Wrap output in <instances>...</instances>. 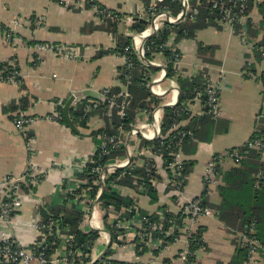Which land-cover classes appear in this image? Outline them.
I'll list each match as a JSON object with an SVG mask.
<instances>
[{
	"label": "crops",
	"instance_id": "1",
	"mask_svg": "<svg viewBox=\"0 0 264 264\" xmlns=\"http://www.w3.org/2000/svg\"><path fill=\"white\" fill-rule=\"evenodd\" d=\"M247 1L251 7L243 28H228L214 19L196 29L191 36L185 35L176 40L173 33L174 43L182 55L181 64L172 66L175 76H166L157 83L165 91L164 94L154 95L147 88L152 96L158 98V105L139 110L133 126L143 122L152 123L156 110H159L161 126L164 109L174 108L179 102L176 78L191 80L200 74L202 82L210 76L218 83L221 115L217 118L208 115L202 101L195 98L181 104L185 116L177 125L193 132V137L185 141L181 148L183 161L192 162L191 171L184 180L182 199L168 185L169 171L164 169L165 162L158 161L156 178L152 183V189L156 192L155 200L151 199L148 191L140 190L133 179V185L136 186L133 188L113 185L119 195L132 201L130 205L114 210L111 206L103 208L99 199L88 202L89 208H95L96 225H108L110 239L106 251L104 243L96 242L91 264H111L112 261L120 264H164L174 260L184 247L183 236L170 244L166 243L169 246L165 250L148 247L143 242L142 247L146 248L143 253H139L141 246H137L134 251L112 250L113 227L106 212L112 211L117 215L123 209L137 206L140 216L154 214L156 219L153 221H157L160 209L166 208L175 216L180 214L185 200H202L203 197L210 215L199 218L194 226L195 231L200 227L203 232L202 244L195 251L192 264H231L238 249H241L240 222L229 225L219 219V208L236 201L237 192L232 193L229 199H224L221 189L225 187L226 178L233 182V188L236 186L230 173L240 164L235 165L225 159L220 170V183L207 194L204 192L203 175L213 154L241 147L253 135H261L264 131V78H260L261 73H264V47L258 48L261 51L259 58L255 48L264 42V0ZM149 3L143 0H71V4L65 6L62 0H0V65H14L19 75L17 83L0 79V179L22 175L30 163L44 174L39 184L23 187L26 195L16 221L22 242H31L36 238V234L24 224L33 218L37 202L42 203V207L39 206L42 216V210L61 204L68 193H73L78 182L84 184L85 181L77 178L76 174L84 170L92 158L94 147L101 142L98 134L94 138L93 135L97 131H104L106 125L111 123L112 116L111 112L102 109L93 110L87 117V128L81 129L71 119L70 108H76L83 103L84 98H94L103 88H117L118 94L127 89L120 78L119 72L124 61L118 51L116 36L120 34L127 37L126 32L137 33L133 29L135 20ZM92 4L109 10L118 18L101 23L90 8ZM128 16L133 17L134 23H125ZM14 20L19 22L16 27L13 26ZM109 22L116 24L118 34L107 29ZM146 23L143 20V29ZM242 31L247 37L245 43L241 39ZM8 33L11 34L10 38L7 37ZM139 62L154 67L148 74L149 77H155L166 60L154 54L153 60H147L143 55ZM173 91H176L174 104L170 102ZM77 94L79 96L74 97L68 110L76 131L65 118L64 121L48 119L56 109H62L63 112L67 100ZM23 100L27 104L25 108L21 105ZM19 116L38 118L28 127L27 137L14 124ZM129 131L117 133L122 141L119 148L124 149V155L112 156L110 159L137 161L143 165L137 168L149 169L151 155L148 156L147 151H150L149 144L154 141L145 140L140 135H130ZM29 139L30 149L27 146ZM258 153V162L262 166L258 173L251 175V179H257V175L262 173L264 180V152ZM120 171L122 169L112 175L117 177ZM244 190L245 196H248V189ZM69 204L75 205L81 212L79 203L69 200ZM183 225H187L186 220ZM80 229L89 233L81 220ZM261 243L257 264H264L262 240ZM109 249L113 252L107 253Z\"/></svg>",
	"mask_w": 264,
	"mask_h": 264
},
{
	"label": "built area",
	"instance_id": "2",
	"mask_svg": "<svg viewBox=\"0 0 264 264\" xmlns=\"http://www.w3.org/2000/svg\"><path fill=\"white\" fill-rule=\"evenodd\" d=\"M62 1L65 3V6L71 4V0ZM201 1L202 0H172L170 3L166 4V0H151V2L142 9V13L138 15L139 20H146L147 22L144 29L139 33H125L127 37L131 38L130 44L124 47L122 52L123 65L126 70H131L136 58L139 60L142 59L145 43L151 35L157 34L165 28L168 29L170 25L183 23L185 20L195 21L199 15ZM207 1L210 4V9L214 15L215 21L219 24L232 29L236 26H241L242 28L246 26L248 17L246 12L247 0ZM173 2H177L176 5L179 7L177 12L173 11ZM90 8L94 11L101 23L109 19L116 20L118 18L116 14L96 4H92ZM128 22L134 23L133 17H126L125 23ZM18 23L17 20H14L13 26L16 27ZM7 37L10 38L11 34L8 33ZM241 37L242 42L245 43L247 40L245 31H242ZM40 48L44 49L45 47L40 46ZM164 49L170 52L169 60L166 61L160 73L155 77H149L148 73L146 75V86L154 95H158L159 93L164 94L165 92L157 83L167 76L168 61L171 62L173 67L181 64L182 55L174 43L173 33L171 31L169 33V38L161 46L159 54H162ZM151 64L154 65L155 63L151 62ZM0 79L10 83H17L19 75L16 71V67L10 65L7 71L1 70ZM122 81L127 85V89L118 95L120 99L118 103L116 101L118 97L112 94L109 88H103L95 98H91L90 100L83 99L82 116L84 118L88 117L89 113L96 109H104L106 112H111L112 109L116 108L117 115L120 118H124L125 110L130 100L128 91L130 74H123ZM262 86L264 95V82ZM194 98L201 101L203 100V105L208 115L214 118L221 115L219 85L210 76L205 77L201 89L195 92ZM73 105H76V103ZM175 112L177 115H180L178 111ZM158 114L159 110H156L153 114L154 119L152 123L143 122L137 124L131 128L129 133L130 135H140L143 139L149 141L158 139L164 140L167 136L171 137L170 143L167 146L168 150L172 149L167 153L168 159L164 158L163 153L156 152L153 146L149 147L150 151H147V154L148 156L151 155L149 161L150 168L148 169V167H146L145 171L146 176L149 178L150 187L152 188V183H154L153 180L156 178L158 161H164V169L169 171L168 185L175 190L180 199H182L185 177L182 175L184 161L181 148L186 139L193 137V132L188 129L179 128L177 125L178 123H173L168 132L163 135L158 120ZM48 119L58 121L61 119V115L56 109L48 116ZM37 121V117L19 116L14 120V124L21 133L26 135L28 127ZM119 131L126 132L123 129ZM98 138L101 142L94 147L92 158L89 162L94 164L97 163L98 157L99 160L102 157L108 159L102 165L98 164L96 167H93L95 178L91 185L98 187L95 195L96 200L99 199L102 193L101 189L110 175L122 169L116 177V180H119L125 175L130 176V173L138 166H143L142 164L139 165L137 161L134 162L129 159L119 160L109 158L111 153L118 149L122 143L118 134H108L101 130L98 133ZM27 146L30 149V139L28 140ZM249 150L263 153L264 136L248 140L241 147L230 149L219 154H213L210 157L203 175L204 192L206 194L209 193L212 187L220 183V170L225 159H229L233 164L239 165ZM42 176H44L43 172L30 163L22 175H11L0 179V264H91L94 261L92 250L94 251L96 242L107 245L110 239L108 236L109 231L104 224L98 223V225H96L95 208L91 207V209L88 207V202L92 201L88 195V192L91 190V187L88 185L81 190V184L78 182L72 197L69 198L71 203L75 202L80 205L83 227H87L88 232L97 230L98 238L91 243L88 250L74 248V235L63 232L59 219L49 217L43 221L41 209H39L42 203L39 202H37L33 218H31L28 223L24 224L36 234V238L27 243L20 240L21 236L17 232L16 221L19 218L18 214L21 210L22 200L26 195V191L23 187H27L30 184H39L40 177ZM131 177L134 179L135 183L139 185L140 190L144 192L148 191L146 182L142 177L135 175ZM257 179H262V173L257 175ZM258 183L257 181L255 185L257 186ZM79 190H81L80 193ZM106 213L113 227L111 248L115 251H134L141 242L148 247H156L159 250H165L170 244L165 243V236H173L174 232L178 231V235L175 236L173 242L177 240L179 236H183L184 247L178 252L174 260L164 264H189L188 257L190 253L188 247L191 235L195 232L194 226H196L199 218L210 215L207 208L201 204L200 199L184 201L180 210V219L182 223L186 220L187 225L183 226L178 225L176 216L166 217V215L169 214L166 208L158 211L157 221L151 220L149 215L140 216L137 206H130L127 209H123L117 215L112 211ZM239 245L242 249L246 250V258L243 264H257L258 254L262 250V244L256 235V225L254 222L240 232Z\"/></svg>",
	"mask_w": 264,
	"mask_h": 264
},
{
	"label": "trees",
	"instance_id": "3",
	"mask_svg": "<svg viewBox=\"0 0 264 264\" xmlns=\"http://www.w3.org/2000/svg\"><path fill=\"white\" fill-rule=\"evenodd\" d=\"M172 0H166V4L170 3ZM144 3H149V0H143ZM251 2V1H250ZM177 2L172 3V8L174 12L178 11ZM250 5L246 6V12L249 11ZM248 13V12H247ZM214 20V15L211 12L210 4L207 0L201 1L200 11L199 15L197 16L195 21L191 20H185L183 23L180 24H173L170 25L167 28L163 29V31L152 35L145 43L144 46V58L147 60H153V55L158 54L161 51V46L167 41L169 38L170 31L172 33H175L176 40L179 38H182L185 35L191 36L192 33L198 29L202 28L207 25V23H211ZM135 25L133 29L139 33L143 29V21L137 19L135 21ZM250 26V25H249ZM248 26V27H249ZM107 29L111 30L112 33H117V26L115 23L109 22L107 24ZM240 26H236L237 30ZM117 47L118 51L122 54L123 48L130 44L131 38L125 37L122 35H117ZM175 40V42H176ZM264 47V42H261L260 44H257L255 46L257 51V56L261 55V51L258 49L260 47ZM200 51V50H199ZM164 59L167 61L170 57V52L167 49H164L162 51ZM0 69H4L7 71L8 66H6V63L0 65ZM154 70V67H148L144 66L142 63L139 62V60L136 58L133 62V66L130 71H127L126 68L123 66L120 68V78L122 80L123 74H130V81L128 84V91L130 94V100L129 104L126 107L125 110V117L120 118L117 115V109L114 108L111 110V123L106 125V128L104 131L108 134H117L119 133L120 129H123L125 131H129L131 127L134 125L135 117L137 115V112L143 108L147 109L150 108L152 105H158V98L155 96H152L146 86L147 78L146 75L149 71ZM167 76L173 77L175 76V71L172 68V64L170 61H168L167 64ZM260 78H264V73H261ZM179 86V102L176 107L174 108H166L164 109L163 114V120L161 123V132L163 135H165L168 130L170 129L171 125L173 123H178L182 117L185 116L184 109L181 108V104L185 102L186 100H190L194 98L195 92L197 90H200L202 87V79L201 74L198 75L196 78L187 80L184 78H176ZM119 90L117 88L112 89L111 93L116 95L118 99H116L117 103L120 101L119 99ZM118 94V95H117ZM203 103V100H202ZM21 105H24V108L27 106L26 101L23 100L21 102ZM82 107L83 103H80L76 108H70V117L73 120L74 124L78 126L81 129L87 128L86 121L87 117L82 116ZM104 110V109H102ZM205 113L206 108L204 107ZM106 111V110H104ZM175 111H178L180 115H177ZM60 115H61V121H64V116L62 109H59ZM206 115V114H205ZM186 129V128H182ZM100 131H97L94 135H97ZM261 135H253L252 139L259 138L261 136H264V131L260 133ZM170 135V134H169ZM170 136H167L166 139L161 140H155L152 144H149L153 146L154 150L156 152H161L164 154V158H169L167 153L169 150L167 149V146L170 143ZM189 139H186L187 141ZM184 141V142H185ZM144 144L148 143L146 141L143 142ZM124 155V149L121 147L119 149H116L111 153L109 158L112 156H123ZM259 153L255 150H249L246 156L241 160L240 167L234 170H231V175L233 179H235V187L233 188V182H231L228 178H226L225 181V187L221 189V193L224 199H229V196L234 193H236V201H232L231 204L227 206H221L219 208V219L225 222L226 224L232 225L235 224V222H240L241 231L245 229L248 225H250L252 222L256 225V235L258 239L262 240L264 243V180L263 179H251V175L253 173H258V170L261 169V166L258 162L259 160ZM97 158V157H96ZM108 158H100L98 157L97 163H88L86 164L84 170L81 173H77V178L84 180L85 184H82L80 189L85 188L87 185L91 187L90 198L94 199L96 192L98 190L97 186H92L91 183L93 179L95 178V173L93 172V167H96L98 164H103L107 161ZM192 168V162L184 161L183 165V171L182 175L186 177L191 171ZM131 175H125L123 178L116 180L115 175H111L108 177V179L105 181L104 190L100 194L99 201L100 205L107 209V207L111 206L114 210H118L121 206H127L132 203V201L128 197H124L119 195L117 190L113 187V185H125L130 187H136L133 185V179L132 175L134 176H142L143 180L146 182V186L148 187V194L150 195L152 200H155L156 198V192L150 187L149 184V178L146 176L145 168H137L134 169L131 173ZM228 176V177H231ZM259 182L258 185L254 187V184L256 182ZM132 187V188H133ZM241 189L242 192H241ZM248 189L249 195L245 196V190ZM78 192V191H77ZM73 193H68L67 197L63 200L61 204L58 205H51L49 208H46L42 210V220H46L49 217H54L55 219H59V222L61 223V227L63 229L64 233L73 234L75 237L74 241V248L78 249H84L88 250L89 246H91V243L98 238V233L96 231H91L89 233H85L80 229V220H81V212L76 208L75 205L69 204V198H71ZM204 198V197H203ZM202 198L200 200L201 204L205 206V200ZM243 201V202H241ZM243 203V204H242ZM239 204V205H238ZM144 213V212H143ZM146 214V213H145ZM174 216L172 213H169L166 215V217ZM178 221L179 226H183V223L180 219V214L175 215ZM151 220H155L156 216L154 214H151L149 216ZM105 222V220H104ZM106 229H109L108 225H106ZM203 232L202 228H198L190 238L189 243V264H192L194 262V253L195 251L200 248L202 244L201 240V233ZM178 235V231L174 232L173 236H165L164 241L165 243H172L175 236ZM262 244V243H261ZM138 246L142 247V243H139ZM141 252L143 253L146 251L145 247H142ZM113 251L109 249L107 253H112ZM246 258V250L245 249H238V253L236 257L233 259L231 264H243L244 260ZM166 261V260H165ZM98 264V263H94ZM111 264H120V262L112 261Z\"/></svg>",
	"mask_w": 264,
	"mask_h": 264
},
{
	"label": "water",
	"instance_id": "4",
	"mask_svg": "<svg viewBox=\"0 0 264 264\" xmlns=\"http://www.w3.org/2000/svg\"><path fill=\"white\" fill-rule=\"evenodd\" d=\"M75 96H79V94L74 95V96H71V97L67 100V103H66V105H65L64 108H63V115H64V118L66 119V121L70 124V126H72V128L76 131V127L71 123V121H70V119H69V116H68V110H69L70 104L73 102ZM95 97H96V96H95ZM95 97H94V98H95ZM103 190H104V187H102L101 192H102ZM107 233H108V232H107ZM109 246H110V243H108V244L106 245V249H105V251L108 250ZM105 251H104V252H105Z\"/></svg>",
	"mask_w": 264,
	"mask_h": 264
},
{
	"label": "bare ground",
	"instance_id": "5",
	"mask_svg": "<svg viewBox=\"0 0 264 264\" xmlns=\"http://www.w3.org/2000/svg\"><path fill=\"white\" fill-rule=\"evenodd\" d=\"M158 93V92H157ZM160 94V93H159ZM175 96H176V91H173L172 92V98H171V100H170V102L171 103H174V101H175Z\"/></svg>",
	"mask_w": 264,
	"mask_h": 264
},
{
	"label": "rangeland",
	"instance_id": "6",
	"mask_svg": "<svg viewBox=\"0 0 264 264\" xmlns=\"http://www.w3.org/2000/svg\"><path fill=\"white\" fill-rule=\"evenodd\" d=\"M156 55H158V56H160V57H163L162 54H156ZM155 57H156V56H155ZM163 58H164V57H163ZM163 61H164V60H163ZM86 228H87V227H86ZM85 230H87V229H85Z\"/></svg>",
	"mask_w": 264,
	"mask_h": 264
}]
</instances>
